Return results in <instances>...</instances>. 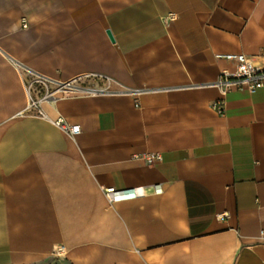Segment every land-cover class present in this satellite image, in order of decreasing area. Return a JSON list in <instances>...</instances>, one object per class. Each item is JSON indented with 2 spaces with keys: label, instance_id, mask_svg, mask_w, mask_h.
I'll return each instance as SVG.
<instances>
[{
  "label": "crops",
  "instance_id": "0c3cea01",
  "mask_svg": "<svg viewBox=\"0 0 264 264\" xmlns=\"http://www.w3.org/2000/svg\"><path fill=\"white\" fill-rule=\"evenodd\" d=\"M225 54L264 68V0H0V264H264V88L222 96ZM16 63L115 93L24 114Z\"/></svg>",
  "mask_w": 264,
  "mask_h": 264
},
{
  "label": "built area",
  "instance_id": "2783aa9c",
  "mask_svg": "<svg viewBox=\"0 0 264 264\" xmlns=\"http://www.w3.org/2000/svg\"><path fill=\"white\" fill-rule=\"evenodd\" d=\"M23 28H26V26L23 25ZM219 58L235 65L233 72L221 73L219 79L213 85L219 90L222 96L231 91L254 93L264 88V68L258 66L250 58L244 54H225L220 55ZM16 66L26 73V76L23 77V85L27 98V105L23 111L24 114L43 118L42 103L45 101H54L59 95L65 93H78L93 96L115 93L110 89L109 79L102 75L89 74L70 81L59 82L36 74L26 69L21 63H16ZM144 92H147V90H135L129 92V94L138 96ZM221 104L222 102L220 101L213 103L211 106L219 115H223L224 112ZM52 124L70 137H74L80 132L78 127L68 126L63 119H57L52 122ZM135 159L151 165L161 161L162 157L158 153H146L135 156ZM152 191L155 194H160L162 192L160 185L153 186ZM103 192L109 203L135 199L144 194V191L138 189L115 190L114 188H108ZM227 216V213L221 215V217ZM64 252V248L59 247L54 251V255L59 257L63 255Z\"/></svg>",
  "mask_w": 264,
  "mask_h": 264
},
{
  "label": "water",
  "instance_id": "95a60500",
  "mask_svg": "<svg viewBox=\"0 0 264 264\" xmlns=\"http://www.w3.org/2000/svg\"><path fill=\"white\" fill-rule=\"evenodd\" d=\"M107 35H108L109 39H110L111 41H113L112 35H111V33H110L109 31H107Z\"/></svg>",
  "mask_w": 264,
  "mask_h": 264
}]
</instances>
